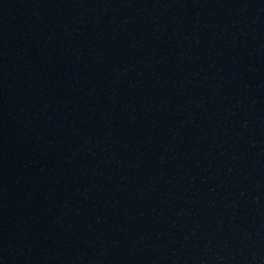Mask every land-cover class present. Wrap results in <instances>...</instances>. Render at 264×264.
I'll list each match as a JSON object with an SVG mask.
<instances>
[{
	"label": "water",
	"instance_id": "95a60500",
	"mask_svg": "<svg viewBox=\"0 0 264 264\" xmlns=\"http://www.w3.org/2000/svg\"><path fill=\"white\" fill-rule=\"evenodd\" d=\"M0 264H264V0H0Z\"/></svg>",
	"mask_w": 264,
	"mask_h": 264
}]
</instances>
